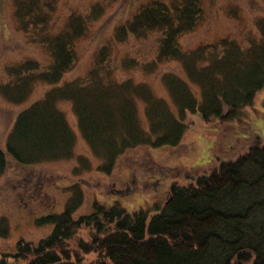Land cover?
Listing matches in <instances>:
<instances>
[{"label": "trees", "instance_id": "1", "mask_svg": "<svg viewBox=\"0 0 264 264\" xmlns=\"http://www.w3.org/2000/svg\"><path fill=\"white\" fill-rule=\"evenodd\" d=\"M13 3L19 25L25 32L33 29L50 62L40 67L38 60L27 58L8 67L0 97L18 106L37 85L49 90L17 113L5 146H0V177L13 166L28 168L74 158L79 135L103 160L98 170L109 174L129 150L179 146L190 127L189 117L204 123L237 119L264 88V17L259 21V41L247 49L222 40L189 50L180 38L200 21L201 0L142 7L115 37L122 42L130 33L140 37L155 29L164 32L155 63L176 62L181 70L161 74L168 96L164 98L147 83L98 74L106 48L95 60L94 76L66 79L77 62L75 45L86 35L90 16L72 15L62 31L52 34L47 26L53 4ZM61 103L71 105L75 127L59 108ZM79 163L93 166L85 156ZM75 185L68 188L71 198L64 211L37 221L53 227L50 235L34 245L19 243L16 254H2L0 264H264L261 141L184 185L173 183L164 207L152 216L142 208L129 213L119 203L106 207L95 202L90 214L75 218L82 202L81 188L75 192ZM3 226L0 223V237L6 238ZM89 228L95 229L89 230V241L77 239L81 229Z\"/></svg>", "mask_w": 264, "mask_h": 264}, {"label": "rangeland", "instance_id": "2", "mask_svg": "<svg viewBox=\"0 0 264 264\" xmlns=\"http://www.w3.org/2000/svg\"><path fill=\"white\" fill-rule=\"evenodd\" d=\"M43 1L53 4L47 26L52 34L62 31L72 15L90 16L86 35L75 45L77 62L66 79L81 80L94 76L91 72L95 60L100 50L106 48L108 54L102 68L98 67V74L118 81L132 78L136 83L149 84L157 96L168 97L160 81L161 74H181V70L176 62L155 63L164 32L155 29L140 37L130 33L122 42L117 41L115 34L142 7L154 2L168 5L173 0ZM200 4L203 11L200 21L180 38L185 49L195 50L222 40L238 43L247 49L259 41L264 0H201ZM21 25L13 0H0V82L8 81L7 68L21 60H38L40 67L50 62L47 50L35 40L38 36H34L33 29L25 32ZM126 62L133 64L128 67ZM48 90L46 85H37L27 101L18 106L0 97L1 147L5 146L17 113L42 99ZM59 108L75 127L76 117L71 105L61 103ZM188 124L190 127L179 146L129 150L109 174L98 170L103 160L95 157L80 135L74 147L75 156L70 160L9 168L0 177V223L4 224L2 230L6 227L8 233L6 238L0 237V258L2 254H16L21 242L34 245L50 235L53 227L38 225L37 221L62 212L71 198L68 188L73 184L77 186L75 192L80 188L82 191V202L75 218L90 214L95 202L106 207L119 203L129 213L142 208L149 210V216L156 214L158 207H164L173 183L184 185L208 173L219 162L247 152L255 142L264 143V88L235 120L204 123L197 117H189ZM84 156L92 161L93 166L84 168L79 163V158ZM89 230L95 231L94 228L81 229L77 239L89 241Z\"/></svg>", "mask_w": 264, "mask_h": 264}]
</instances>
